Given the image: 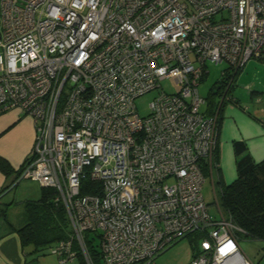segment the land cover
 Listing matches in <instances>:
<instances>
[{
	"label": "built area",
	"instance_id": "1",
	"mask_svg": "<svg viewBox=\"0 0 264 264\" xmlns=\"http://www.w3.org/2000/svg\"><path fill=\"white\" fill-rule=\"evenodd\" d=\"M251 59L264 63V0H0V116L32 120L18 179L66 210L55 264H92L86 233L103 264H151L195 233L190 264H254L202 197L218 119L198 93L206 63L235 74ZM165 79L176 91L140 116L135 100Z\"/></svg>",
	"mask_w": 264,
	"mask_h": 264
},
{
	"label": "trees",
	"instance_id": "2",
	"mask_svg": "<svg viewBox=\"0 0 264 264\" xmlns=\"http://www.w3.org/2000/svg\"><path fill=\"white\" fill-rule=\"evenodd\" d=\"M230 71L229 68V71L223 72L222 81L217 90L207 99V108L204 111L207 116H217L218 135L225 97L230 96L233 81L239 72L231 74ZM231 79H233L232 83L226 90ZM216 96L219 102L215 101ZM223 97V102H220ZM233 150L236 158V179L229 185H224L221 181L217 183L221 195L220 205L226 211L227 217L241 230L237 232L238 236L243 234L251 239L264 241V160L255 162L246 144L241 141L233 142ZM217 158L218 149L215 153V161L218 165ZM0 172L7 177L14 173L11 166L2 158H0ZM203 173L206 176V171ZM18 175L19 170L16 171V178ZM56 198L55 190L41 187L40 197L37 200L25 202L24 223L20 228H14L7 221L10 204L0 202V239L6 234L16 233L21 247L31 246L32 252L35 253L48 249L54 243L67 240L71 234L70 224L64 206L56 201ZM187 238L193 242L192 252L194 253L197 250L198 241L203 236L195 233ZM95 242L94 235L92 237L90 233L84 235V244L92 264H103L99 245L95 247ZM78 264H86L81 254L78 256Z\"/></svg>",
	"mask_w": 264,
	"mask_h": 264
},
{
	"label": "crops",
	"instance_id": "3",
	"mask_svg": "<svg viewBox=\"0 0 264 264\" xmlns=\"http://www.w3.org/2000/svg\"><path fill=\"white\" fill-rule=\"evenodd\" d=\"M251 61L252 59L238 72L233 83L243 79V75L239 76L240 72L247 74L246 72L253 70L258 82L254 84V88L257 89L260 86L264 89V63L255 59L254 62ZM232 89L233 84L230 96L225 99L221 111L217 145L218 165L212 173L206 171V175H210L212 180L215 174L216 182L221 181L224 185H229L236 179L233 142H244L255 162L264 160V95H261L259 91L251 90L254 98H251L249 105L243 107L235 96L236 91L234 93ZM242 89L250 91L249 84L246 83ZM220 102H223V98ZM33 139L32 120L19 110H11L0 116V158L5 160L14 171L9 177L0 172V201L9 187L19 183L16 171L29 156ZM27 248L32 249L31 246L22 248L16 233L6 234L0 239V264H30V261H32L31 264H41L37 257L29 259ZM32 253L34 255L35 252Z\"/></svg>",
	"mask_w": 264,
	"mask_h": 264
},
{
	"label": "rangeland",
	"instance_id": "4",
	"mask_svg": "<svg viewBox=\"0 0 264 264\" xmlns=\"http://www.w3.org/2000/svg\"><path fill=\"white\" fill-rule=\"evenodd\" d=\"M251 62H254L252 59ZM258 64V63H257ZM228 65L226 62H221L219 64L206 63L205 75L198 85V93L201 98L205 100V105L201 107L202 112L207 108V99L211 97L212 92L217 90L219 83L222 81L223 72L228 71ZM244 73V74H243ZM240 72V75H243V79L233 83V91H236V98L239 99V102L243 107L249 105L251 102L252 96L251 90L261 92V95H264V89L260 86L257 89L254 88V84H257V76L253 70L246 72ZM249 84V90H243L245 84ZM261 84V82H259ZM165 94H172L176 91V87L172 80L165 79L162 80L159 84V88L149 92L145 95L140 96L135 100V107L140 116H145L148 113V105L159 96L160 92ZM224 93V89H223ZM239 97H238V96ZM215 101L219 102L218 97H215ZM214 181V182H213ZM41 187L38 183L22 179L17 185H12L9 187L5 194L2 196V204H10L9 210L7 212V221L14 228H20L24 223V204L27 201L37 200L40 197ZM202 197L204 203L207 207V211L212 220L217 221L221 219V215L227 217L226 211L220 205L221 195L220 188L216 182V176L214 174L213 180L210 175L205 176V181L201 189ZM220 205V206H219ZM93 235H91L92 237ZM99 240L96 239L94 246H98ZM192 244L193 242L185 238L168 250L158 255L151 264H190L192 259ZM239 247L243 254L250 259L254 264H264V241L251 239L244 236L243 234L239 235ZM99 249V248H98ZM29 253V259H34L37 257L41 264H54L55 256L48 253V250L45 249L42 252L34 253L32 255V249L27 248ZM32 253V254H31ZM32 261H30L31 264Z\"/></svg>",
	"mask_w": 264,
	"mask_h": 264
}]
</instances>
